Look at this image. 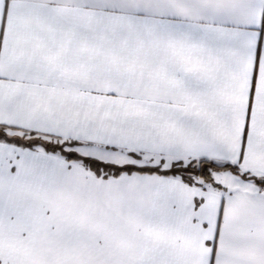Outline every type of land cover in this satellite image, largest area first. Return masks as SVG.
Listing matches in <instances>:
<instances>
[{"label": "snow or ice", "instance_id": "6c2138e0", "mask_svg": "<svg viewBox=\"0 0 264 264\" xmlns=\"http://www.w3.org/2000/svg\"><path fill=\"white\" fill-rule=\"evenodd\" d=\"M0 264H264V0H0Z\"/></svg>", "mask_w": 264, "mask_h": 264}]
</instances>
